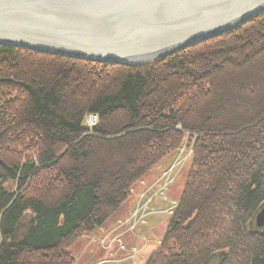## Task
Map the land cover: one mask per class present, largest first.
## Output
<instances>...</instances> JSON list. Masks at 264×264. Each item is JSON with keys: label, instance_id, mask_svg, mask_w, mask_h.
<instances>
[{"label": "trees", "instance_id": "1", "mask_svg": "<svg viewBox=\"0 0 264 264\" xmlns=\"http://www.w3.org/2000/svg\"><path fill=\"white\" fill-rule=\"evenodd\" d=\"M185 134L191 170L147 264H264L247 224L264 202V11L133 67L0 46V264H71Z\"/></svg>", "mask_w": 264, "mask_h": 264}, {"label": "water", "instance_id": "2", "mask_svg": "<svg viewBox=\"0 0 264 264\" xmlns=\"http://www.w3.org/2000/svg\"><path fill=\"white\" fill-rule=\"evenodd\" d=\"M264 0H0V46L133 67L218 37ZM264 225V206L255 216Z\"/></svg>", "mask_w": 264, "mask_h": 264}, {"label": "rangeland", "instance_id": "3", "mask_svg": "<svg viewBox=\"0 0 264 264\" xmlns=\"http://www.w3.org/2000/svg\"><path fill=\"white\" fill-rule=\"evenodd\" d=\"M90 118L93 119L91 123ZM95 125V116L86 115L83 118L82 126L88 130ZM195 138V135L185 134L177 150L168 154L132 185L126 200L101 227L81 235L68 248L71 264L148 263L159 250L187 183ZM3 188L16 195L22 192L17 193L15 185L10 182L4 183ZM26 188L27 183L23 189ZM263 206L264 202L256 214ZM255 216L247 224L252 223L256 228L264 229V225L258 227L255 224ZM217 255L219 251L212 254L208 264H217Z\"/></svg>", "mask_w": 264, "mask_h": 264}, {"label": "bare ground", "instance_id": "4", "mask_svg": "<svg viewBox=\"0 0 264 264\" xmlns=\"http://www.w3.org/2000/svg\"><path fill=\"white\" fill-rule=\"evenodd\" d=\"M89 122H90V123H91V122H93V119H92V118H90V119H89Z\"/></svg>", "mask_w": 264, "mask_h": 264}]
</instances>
